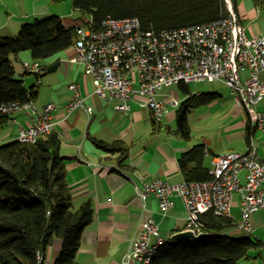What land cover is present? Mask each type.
I'll use <instances>...</instances> for the list:
<instances>
[{"label":"crops","instance_id":"obj_1","mask_svg":"<svg viewBox=\"0 0 264 264\" xmlns=\"http://www.w3.org/2000/svg\"><path fill=\"white\" fill-rule=\"evenodd\" d=\"M37 12L42 15L36 18H42L47 16L43 15L44 12L49 11L44 9ZM235 13L248 36H264V4L258 5L254 0H237ZM26 18V15L13 12L0 1V37L14 36L21 24L27 22ZM61 18L66 26L74 24V19ZM25 55L14 54V59L9 55L16 76L20 70L15 61L20 58L25 61ZM72 57L73 48L70 46L49 58L47 65L57 60L59 65L55 71L38 79L40 85L47 89L44 97L40 98L41 88L37 86L38 90L36 85H32L37 90L32 102L37 111L46 103L55 104L53 130L61 138L60 151L66 159V179L72 191L73 207L89 203L93 211L91 222L81 232L75 256L77 264H122V257L136 234L139 221L148 216L158 224L159 234L165 241L170 240L176 231L186 228L187 211L177 194L171 195L172 205L162 215L157 199L152 194L146 197L145 205L142 206L135 193V184H140L141 179L151 180L155 177L169 183L185 180L178 159L194 144H204L200 165L208 173L215 156L228 151L245 152L250 138L256 146L258 157L264 159V130L255 127L254 120L235 102L231 92L222 95L213 90H191L189 83L199 81L164 86L157 91L156 96L165 102L167 111L156 122L152 111L140 105L142 98L137 95H132L129 110L120 112L114 108L113 101L91 94V78L84 73L82 64L73 62ZM70 83L78 85L83 102L91 107L89 115L82 108L67 112ZM178 91L181 93L179 97ZM204 93H213L207 96L210 101L191 108L200 110L196 119L198 133L193 136L190 109L187 115L190 138L184 139L176 133V110L190 95ZM213 107L216 109L212 110ZM256 107L264 113V98ZM29 117L24 110L11 113L7 123L10 129L0 138L14 137L20 124L30 123ZM94 140L123 142L127 147L126 157L120 160L117 153L97 148ZM196 165L191 162L188 167ZM243 176L244 171L240 173L241 181ZM229 217L233 225L223 227L218 233L239 235L240 231L235 226L240 219V197L237 193L232 197ZM250 224L251 233L248 236L264 243V207L251 214ZM60 242L57 238L53 240L46 250L43 264H53L61 249ZM127 264L140 263L131 260Z\"/></svg>","mask_w":264,"mask_h":264},{"label":"built area","instance_id":"obj_2","mask_svg":"<svg viewBox=\"0 0 264 264\" xmlns=\"http://www.w3.org/2000/svg\"><path fill=\"white\" fill-rule=\"evenodd\" d=\"M75 31L72 61L83 66L93 82L91 94L115 103L120 112L129 110L132 95L142 98L140 105L152 111L159 122L166 105L156 93L164 86L179 82L215 81L225 84L235 102L241 105L255 127L264 130V113L256 105L264 98V36H248L231 7L219 19L159 31L146 30L137 17H107L95 27L90 21L70 24ZM27 72L43 71L38 61H24ZM244 73L247 75L245 76ZM67 112L82 108L89 115L91 107L83 102L76 83H70ZM175 104V101H174ZM55 104L43 105L40 111L33 102L0 104V111L24 110L29 124H20L14 136L21 142H34L35 134L53 130ZM244 171L243 181L240 173ZM211 178L202 181L183 180L169 183L162 178L141 179L135 193L142 206L148 195H154L158 209L165 215L172 205L171 195L183 201L187 216L186 228L201 232L200 214L212 211L229 217L232 197H240V219L236 229L251 233L250 216L264 207V159L250 138L245 152L228 151L212 159ZM165 240L155 220L148 216L139 221L136 234L122 257V264L136 260L150 264L146 251L155 250ZM264 253V243L260 246ZM44 258L41 255L40 264Z\"/></svg>","mask_w":264,"mask_h":264},{"label":"trees","instance_id":"obj_3","mask_svg":"<svg viewBox=\"0 0 264 264\" xmlns=\"http://www.w3.org/2000/svg\"><path fill=\"white\" fill-rule=\"evenodd\" d=\"M236 11L237 0H230ZM263 5L264 0H254ZM72 5L97 27L107 17H137L146 30L159 31L210 22L228 14L225 0H72ZM84 23L74 19V24ZM75 31L56 14L23 23L14 36L0 37V104L35 100L34 86L26 88L22 77L15 75L10 54L29 50L33 60L42 63L72 46ZM27 72V71H26ZM182 83V82H180ZM213 93L190 95L176 110V133L190 138L187 115L196 105L210 101ZM11 113L0 111V128ZM3 139V138H0ZM97 148L126 157L121 141L106 143L94 140ZM204 144L196 143L183 152L179 166L187 181L211 178L200 165ZM61 138L52 130L35 142H21L13 136L0 140V264H37V255L45 257L55 238L61 249L53 264H77L75 256L81 232L92 220L89 203L73 207L72 191L66 179V159L61 154ZM197 165L189 168L188 164ZM207 234L198 239L167 240L160 244L150 264H244L243 260L263 259L262 243L250 236L231 237L218 233L232 226L230 217L206 211L199 216Z\"/></svg>","mask_w":264,"mask_h":264},{"label":"rangeland","instance_id":"obj_4","mask_svg":"<svg viewBox=\"0 0 264 264\" xmlns=\"http://www.w3.org/2000/svg\"><path fill=\"white\" fill-rule=\"evenodd\" d=\"M2 3H4L8 9L12 10L13 12H16L18 14H24L27 16L25 21H31L36 17H40L42 15L41 11L46 9V11L49 12H44L43 15H49V14H56V15H61L65 20L68 19H78L81 18L83 21H88L90 16L86 13H81L79 10L75 9L72 5V0H0ZM227 3V7H231L230 0ZM22 25V24H21ZM19 30V28H18ZM17 30V31H18ZM19 54H27L24 56L26 59L25 61L32 62L33 59L31 57V53L29 50H22L18 52ZM11 57L14 59V54H10ZM49 59L43 60L42 63H47ZM23 58H20L19 60L15 61L19 65V70L20 72L16 73L17 76L19 75L23 79V83L25 87L28 89L32 85H36V88H41L40 91V98L44 97L46 94V87L41 86L39 81L36 80L33 72L26 73V69L23 66ZM41 73V72H40ZM45 77V76H44ZM42 77V78H44ZM176 86H173L172 88H175ZM189 87L191 90L193 89H203L204 91L207 90H213V92H217L219 94H229L230 89L223 83H221L218 80L209 82V81H199V82H191L189 83ZM37 88V89H38ZM39 90V89H38ZM196 91V90H195ZM181 93L178 91L177 96L179 97ZM216 109L213 107L212 110ZM199 112L198 108H193L191 109V112L189 113V120H190V125L193 127V136H196L198 132H196L197 129V117H199ZM10 128L8 125H4L3 127L0 128V135H2L4 132L9 130ZM5 140V138L1 139ZM247 234L244 232H240L239 235L231 236V237H246ZM244 264H262L263 259L257 258V259H250V260H243Z\"/></svg>","mask_w":264,"mask_h":264},{"label":"water","instance_id":"obj_5","mask_svg":"<svg viewBox=\"0 0 264 264\" xmlns=\"http://www.w3.org/2000/svg\"><path fill=\"white\" fill-rule=\"evenodd\" d=\"M225 1L227 3L229 2L228 0H225ZM58 65H59V61L57 60L51 64H48L41 73H39V74L33 73L36 80H38L40 77L44 76L46 73H51V72L55 71ZM206 234H207V232H205V231H201V232H198L195 234V232L193 230L184 228L182 230H179V231H176L175 233H173L171 235V239H173V240L198 239V238L205 236Z\"/></svg>","mask_w":264,"mask_h":264},{"label":"bare ground","instance_id":"obj_6","mask_svg":"<svg viewBox=\"0 0 264 264\" xmlns=\"http://www.w3.org/2000/svg\"><path fill=\"white\" fill-rule=\"evenodd\" d=\"M72 48H73V44H72ZM42 134H35L34 135V142L37 140V138H39ZM247 235H249L248 233H245ZM165 242V241H164ZM164 242H160V244H163ZM158 247V246H157ZM157 247L155 248V250H147L146 251V260H149L151 261L153 256L155 255V252H156V249ZM40 260H41V255L38 254L37 255V264H40Z\"/></svg>","mask_w":264,"mask_h":264}]
</instances>
